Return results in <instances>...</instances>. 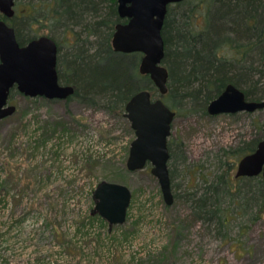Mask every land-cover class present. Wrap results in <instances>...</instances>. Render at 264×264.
Instances as JSON below:
<instances>
[{
  "label": "rangeland",
  "instance_id": "rangeland-1",
  "mask_svg": "<svg viewBox=\"0 0 264 264\" xmlns=\"http://www.w3.org/2000/svg\"><path fill=\"white\" fill-rule=\"evenodd\" d=\"M38 1L51 0H16V13ZM52 3L45 5L49 13ZM194 15L199 30L203 8ZM35 29L52 31L64 54L77 32L85 40L82 26ZM30 99L14 94L9 102L16 113L0 120V264H264L262 206L233 193V183L218 199L204 193L219 176L236 178L237 149L264 138V109L210 115L184 98L173 109L169 139L180 144L169 164L175 200L167 205L151 164L127 169L136 134L124 114L99 97ZM104 181L132 192L122 225L89 219L98 214L94 192ZM196 191L195 197L212 195L208 208L221 207L224 222L195 217L194 200L184 197Z\"/></svg>",
  "mask_w": 264,
  "mask_h": 264
},
{
  "label": "trees",
  "instance_id": "trees-1",
  "mask_svg": "<svg viewBox=\"0 0 264 264\" xmlns=\"http://www.w3.org/2000/svg\"><path fill=\"white\" fill-rule=\"evenodd\" d=\"M194 1L184 0L168 6L162 29L165 45L163 62L169 70L168 93L163 96L164 102L173 110L187 97L207 112L209 103L229 84L241 89L250 101L264 100V0ZM51 3L54 6L49 13L45 5ZM190 4L189 8L184 7ZM200 6L205 13V25L197 30L194 11ZM24 9V12L20 9L9 19L0 13V20H6L15 28L21 45L46 35L40 34L35 29L36 25L43 28L59 24L66 29L76 25L85 30V40L80 39L81 31L77 32V40L74 39L66 54L62 52V46L54 33L51 31L48 34L58 45L59 81L62 85L75 88L74 94L66 100L76 97L91 101L95 97L103 98L108 109L122 115L128 101L141 90H149L153 98L161 96L157 94V88L149 75L139 72L143 56L141 52L122 53L113 49L115 26L127 21L119 16L117 0H51L47 4L38 1ZM254 63L259 65L253 66ZM18 93L14 87L9 99ZM43 98L30 100L36 102ZM261 140L257 137L244 143L234 157L239 162L245 155L254 152ZM179 144L177 139H169V164ZM215 182L208 185L204 193H212L218 199L221 193L231 190L229 183H233V193L240 194L243 199L248 196L250 200L256 199L264 209L262 175L230 179L226 174L219 176ZM197 192H192L191 197H184L194 200L195 217L209 215L222 219L218 215L222 211L221 207L208 208L212 195L195 197ZM215 202H212V207ZM89 219L115 226L99 214Z\"/></svg>",
  "mask_w": 264,
  "mask_h": 264
},
{
  "label": "water",
  "instance_id": "water-1",
  "mask_svg": "<svg viewBox=\"0 0 264 264\" xmlns=\"http://www.w3.org/2000/svg\"><path fill=\"white\" fill-rule=\"evenodd\" d=\"M182 1L117 0L119 16L127 22L116 24L112 37L116 52L143 54L139 72L149 75L161 95L153 98L149 90L139 91L126 104L124 116L136 134L131 143L127 169L135 172L151 164V173L158 179L167 205H172L175 200L168 141L177 114L163 100L168 93L169 70L163 62L162 29L168 6ZM15 4L16 0H0V13L7 19L14 17ZM57 60L58 45L50 36L40 35L21 45L15 28L6 20H0V120L12 116L17 110L16 105L9 102L14 87L30 98L66 100L74 94L72 85L60 83ZM262 109L264 100H248L245 93L233 84L227 85L207 107L210 115L253 113ZM258 175L264 177V138L254 152L240 160L236 172V177ZM94 197L97 213L110 225H122L127 221L132 199L128 186L104 181L96 188Z\"/></svg>",
  "mask_w": 264,
  "mask_h": 264
},
{
  "label": "flooded vegetation",
  "instance_id": "flooded-vegetation-1",
  "mask_svg": "<svg viewBox=\"0 0 264 264\" xmlns=\"http://www.w3.org/2000/svg\"><path fill=\"white\" fill-rule=\"evenodd\" d=\"M125 20H127V19H125ZM127 22V21H126ZM240 162V161H239ZM239 162H238V164H239ZM238 167V166H237ZM237 172V171H236ZM259 176V175H258ZM235 177H236V173H235ZM256 177V176H255ZM236 178H244V177H236Z\"/></svg>",
  "mask_w": 264,
  "mask_h": 264
}]
</instances>
